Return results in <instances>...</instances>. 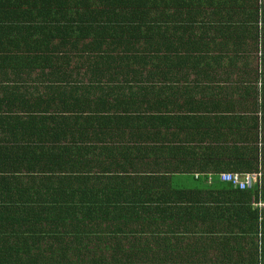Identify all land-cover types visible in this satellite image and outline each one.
Wrapping results in <instances>:
<instances>
[{"label":"trees","instance_id":"1","mask_svg":"<svg viewBox=\"0 0 264 264\" xmlns=\"http://www.w3.org/2000/svg\"><path fill=\"white\" fill-rule=\"evenodd\" d=\"M260 12L0 0V264H264Z\"/></svg>","mask_w":264,"mask_h":264},{"label":"built area","instance_id":"2","mask_svg":"<svg viewBox=\"0 0 264 264\" xmlns=\"http://www.w3.org/2000/svg\"><path fill=\"white\" fill-rule=\"evenodd\" d=\"M262 12L259 13V28L263 26L262 23ZM261 177L262 173L260 171L255 172H224L221 174L222 180L231 182L235 187H238L239 189H255L257 185H260L261 183ZM253 204L259 209H264V201L259 199L255 200ZM262 217H260V220ZM262 236L261 230H259L258 238L259 243Z\"/></svg>","mask_w":264,"mask_h":264},{"label":"crops","instance_id":"3","mask_svg":"<svg viewBox=\"0 0 264 264\" xmlns=\"http://www.w3.org/2000/svg\"><path fill=\"white\" fill-rule=\"evenodd\" d=\"M236 21H230L229 22V26H236ZM231 33H233L234 35H232V37H233V39H237V38H239L240 37V35H242V32L241 31H239L238 29L237 30H235L234 32L233 31H230ZM239 33H240V35H239ZM235 106V105H234ZM239 108L240 109V106L239 105H236V108ZM218 115L219 116H222V114L219 112L218 113ZM224 171H234V172H240V171H236V170H224ZM197 176V175H196Z\"/></svg>","mask_w":264,"mask_h":264},{"label":"clouds","instance_id":"4","mask_svg":"<svg viewBox=\"0 0 264 264\" xmlns=\"http://www.w3.org/2000/svg\"><path fill=\"white\" fill-rule=\"evenodd\" d=\"M262 23H263V26H264V20L262 19ZM258 24H259V18H258ZM224 172H234V171H224ZM224 172H221L220 173V177H221V174L224 173ZM222 180V178H221ZM222 181H225V180H222ZM226 182H229V181H226ZM231 183V182H230ZM232 184V183H231ZM233 185V184H232ZM234 186V185H233ZM235 187V186H234ZM235 188H238V187H235ZM242 190H249V189H242ZM253 190V189H252ZM254 202V201H253ZM254 205V204H253ZM255 206V205H254ZM257 207V206H256ZM259 208V207H258Z\"/></svg>","mask_w":264,"mask_h":264},{"label":"bare ground","instance_id":"5","mask_svg":"<svg viewBox=\"0 0 264 264\" xmlns=\"http://www.w3.org/2000/svg\"><path fill=\"white\" fill-rule=\"evenodd\" d=\"M263 41V40H262ZM261 57V56H260Z\"/></svg>","mask_w":264,"mask_h":264},{"label":"rangeland","instance_id":"6","mask_svg":"<svg viewBox=\"0 0 264 264\" xmlns=\"http://www.w3.org/2000/svg\"><path fill=\"white\" fill-rule=\"evenodd\" d=\"M264 1V0H263Z\"/></svg>","mask_w":264,"mask_h":264}]
</instances>
